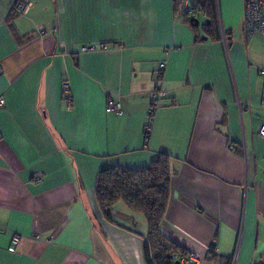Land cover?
I'll list each match as a JSON object with an SVG mask.
<instances>
[{
    "label": "crops",
    "instance_id": "crops-1",
    "mask_svg": "<svg viewBox=\"0 0 264 264\" xmlns=\"http://www.w3.org/2000/svg\"><path fill=\"white\" fill-rule=\"evenodd\" d=\"M18 1L0 0V264H147L144 216L104 218L95 183L158 154L164 234L203 264L210 246L215 264H264V36H245L243 1L215 0L217 38L174 0H27L10 28Z\"/></svg>",
    "mask_w": 264,
    "mask_h": 264
},
{
    "label": "trees",
    "instance_id": "trees-1",
    "mask_svg": "<svg viewBox=\"0 0 264 264\" xmlns=\"http://www.w3.org/2000/svg\"><path fill=\"white\" fill-rule=\"evenodd\" d=\"M181 1H173L175 11ZM203 13L206 20L200 28L210 37L217 38L215 0H197L188 22L198 28L197 15ZM17 15L19 14L15 12L14 5L7 17L10 28L12 19ZM20 38L18 39L21 43L29 39ZM169 163V156L158 154L145 169L113 168L100 172L96 178L95 198L104 218L109 219L113 208L119 203L130 212L144 216L147 226L144 256L147 264H191L187 262L191 255L189 251L172 241L161 228L169 196ZM205 259L214 264L217 262L212 246L209 247ZM231 261V257L221 258L219 264H231Z\"/></svg>",
    "mask_w": 264,
    "mask_h": 264
},
{
    "label": "built area",
    "instance_id": "built-area-1",
    "mask_svg": "<svg viewBox=\"0 0 264 264\" xmlns=\"http://www.w3.org/2000/svg\"><path fill=\"white\" fill-rule=\"evenodd\" d=\"M243 1V31L246 37H251L255 34H259L264 36V0H242ZM197 0H182L178 5V10L181 13L191 14L194 6L196 5ZM31 4L27 0H19L15 4V12L19 15H25L28 12ZM100 48H103L101 46ZM95 47H85L83 48V52L92 51ZM163 65L157 67V70L154 75V81L159 82L162 77ZM260 75L264 76V71L260 72ZM61 91L63 96H67L69 92V85L64 82L61 86ZM165 96L164 92L159 88H155L148 94L150 108L147 111L148 115V123L145 128V132H149V125L151 123L152 118L155 115V110L159 101ZM67 98V97H66ZM262 104L264 105V99L262 100ZM72 102L69 99H66V109L69 110L71 108ZM0 106H3V101L0 100ZM121 110V105L118 101H109L106 105V111L109 113H118ZM259 137H264V127H261L258 131ZM228 150H232V147H229ZM41 181L38 175L33 177V182L39 183ZM20 237L14 236L11 240L10 247L8 251L10 253L14 252L15 247L19 244ZM195 255L191 254L188 257V263L191 264H199V261ZM199 262V263H198ZM201 264V263H200Z\"/></svg>",
    "mask_w": 264,
    "mask_h": 264
},
{
    "label": "rangeland",
    "instance_id": "rangeland-1",
    "mask_svg": "<svg viewBox=\"0 0 264 264\" xmlns=\"http://www.w3.org/2000/svg\"><path fill=\"white\" fill-rule=\"evenodd\" d=\"M189 253H190V252H189ZM190 254L195 255V257H197V259H198V260H196V261H199V260H200V263L203 264V260L199 258V255H198V254H196V253H190ZM261 262H262V261H261ZM198 263H199V262H198ZM200 263H199V264H200ZM263 263H264V261H263ZM193 264H195V263H193Z\"/></svg>",
    "mask_w": 264,
    "mask_h": 264
}]
</instances>
